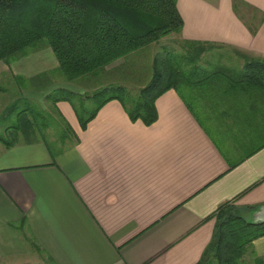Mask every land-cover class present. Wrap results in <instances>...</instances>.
Returning <instances> with one entry per match:
<instances>
[{
    "label": "crops",
    "instance_id": "obj_1",
    "mask_svg": "<svg viewBox=\"0 0 264 264\" xmlns=\"http://www.w3.org/2000/svg\"><path fill=\"white\" fill-rule=\"evenodd\" d=\"M240 1L177 0L184 26L174 40L215 45L202 65L264 60V0ZM157 42L148 57L137 55L145 46L82 83L40 78L59 66L50 47L0 61V264H197L220 205L264 206V86L171 88L156 99L150 124L111 99L83 127L71 102L48 99L59 88L85 94L121 84L135 92L130 81L144 66L139 91L153 76ZM18 100L44 118L16 106L8 112ZM257 257L264 236L244 254Z\"/></svg>",
    "mask_w": 264,
    "mask_h": 264
},
{
    "label": "trees",
    "instance_id": "obj_2",
    "mask_svg": "<svg viewBox=\"0 0 264 264\" xmlns=\"http://www.w3.org/2000/svg\"><path fill=\"white\" fill-rule=\"evenodd\" d=\"M240 2L236 0V5ZM183 26L177 0H0V61L11 63L50 47L59 66L40 78L79 82ZM185 45L186 54L167 48L158 52L151 80L137 93L116 84L85 94L59 88L48 99L54 105L61 100L71 102L83 127L111 99H119L132 119L150 124L158 117L156 99L171 88L182 92L190 84L226 80L264 86V60L251 59L241 68L228 67L221 60L205 67L199 58L215 45ZM21 102L15 101L8 112L16 106L21 114L32 110L38 122L44 118L39 108L29 103L23 109ZM250 210L233 201L219 206L212 241L197 264H241L245 250L264 236V223L246 221ZM208 254L213 261H206ZM252 264H264V258L257 257Z\"/></svg>",
    "mask_w": 264,
    "mask_h": 264
},
{
    "label": "rangeland",
    "instance_id": "obj_3",
    "mask_svg": "<svg viewBox=\"0 0 264 264\" xmlns=\"http://www.w3.org/2000/svg\"><path fill=\"white\" fill-rule=\"evenodd\" d=\"M249 5V4H248ZM248 5L246 4L245 6L246 7H244V5L243 6H241V11H242V14H244V16L245 17H251V15L253 14V10L251 9V8H249L248 7ZM250 6V5H249ZM178 36V34L176 33V32H173L172 34H170L169 36H166V37H164V38H162L161 40H159L157 43H155L154 45H155V48L160 52V51H163V50H166V48L167 49H170V50H174L177 54H184V53H187L186 52V49L184 48V46L181 44V43H179V42H176L174 39H175V37H177ZM149 50H150V48H149V46H146L145 48H143V49H141V50H139L138 52H137V55H138V53L140 54L141 52L142 53H146L145 54V56H147L148 57V52H149ZM144 56V57H145ZM129 58L130 59H133V58H131V56H129ZM207 62H209V61H207V59H206V62L204 61V65H205V67H211V63H207ZM130 63H132V62H130ZM144 66H142V69H140L139 71H140V73H142L143 75H141L140 77H138V76H136V78L137 79H135V77H132V80H134V82H132V80L130 81L131 83H130V85H132V87H134V89H135V93H137V92H139L138 90H137V85H138V83L137 82H143L145 79H144V77H145V75H144V73H145V71H146V69L145 68H143ZM144 76V77H143ZM82 82H84V80L83 81H80V83H82ZM136 90H137V92H136ZM41 97H38V99H37V101L38 100H40L41 101ZM37 104H38V106H40V104L37 102ZM57 118V117H56ZM54 126H56L55 128H58V130H62L63 132H64V129H63V122L61 121V120H57V121H54ZM245 252H246V250H245ZM245 252L243 253V255H242V257H241V259H240V263L241 264H252L254 261H246V259L244 258V254H245ZM209 255V257L210 258H208V259H206V261H213V259H212V255L211 254H208Z\"/></svg>",
    "mask_w": 264,
    "mask_h": 264
},
{
    "label": "water",
    "instance_id": "obj_4",
    "mask_svg": "<svg viewBox=\"0 0 264 264\" xmlns=\"http://www.w3.org/2000/svg\"><path fill=\"white\" fill-rule=\"evenodd\" d=\"M257 211V212H256ZM245 219L251 224L264 223V206L258 207L256 210H250L245 214Z\"/></svg>",
    "mask_w": 264,
    "mask_h": 264
}]
</instances>
